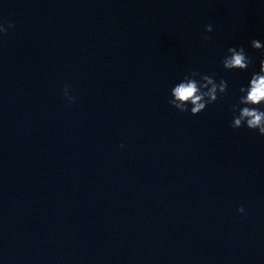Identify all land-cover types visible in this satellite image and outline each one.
Segmentation results:
<instances>
[{
    "label": "clouds",
    "instance_id": "1",
    "mask_svg": "<svg viewBox=\"0 0 264 264\" xmlns=\"http://www.w3.org/2000/svg\"><path fill=\"white\" fill-rule=\"evenodd\" d=\"M11 27L14 25L9 23L8 28ZM7 31V28L0 25V34H6ZM205 31L211 33L212 25H206ZM203 38L211 39L210 36ZM250 43L253 49L261 50V56L264 57V44L256 39ZM221 63L223 68L228 71H247L253 63V58L248 55L243 46L229 47L227 55L223 57ZM228 87V81L221 78L217 82L215 74H202L192 70L172 86L170 89L171 99L168 103L181 113H190L192 116H196L208 105L220 99L227 92ZM239 91L241 95L236 103L230 106V111L233 113L230 126L233 129L246 127L264 136V58L260 60L259 70L251 75L248 84L241 86ZM63 95L69 104L75 102L76 98L69 94L67 86L63 90ZM238 211L243 213L245 209L241 207Z\"/></svg>",
    "mask_w": 264,
    "mask_h": 264
}]
</instances>
